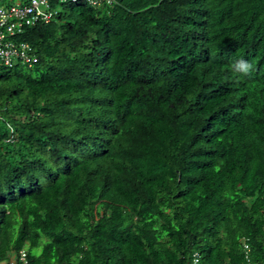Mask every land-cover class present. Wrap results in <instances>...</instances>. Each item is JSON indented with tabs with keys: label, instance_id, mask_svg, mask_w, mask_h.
<instances>
[{
	"label": "trees",
	"instance_id": "trees-1",
	"mask_svg": "<svg viewBox=\"0 0 264 264\" xmlns=\"http://www.w3.org/2000/svg\"><path fill=\"white\" fill-rule=\"evenodd\" d=\"M57 4L0 63V264L264 262V0Z\"/></svg>",
	"mask_w": 264,
	"mask_h": 264
},
{
	"label": "built area",
	"instance_id": "built-area-1",
	"mask_svg": "<svg viewBox=\"0 0 264 264\" xmlns=\"http://www.w3.org/2000/svg\"><path fill=\"white\" fill-rule=\"evenodd\" d=\"M58 2L77 0H53ZM55 13L50 10V0H30L25 6L12 5L8 9L0 8V63L11 65L14 58L32 65L36 61L31 54V47L23 42H16L14 37L28 26L39 21L47 23ZM7 264H28L25 249H21L16 258ZM193 264H198L195 257Z\"/></svg>",
	"mask_w": 264,
	"mask_h": 264
},
{
	"label": "clouds",
	"instance_id": "clouds-1",
	"mask_svg": "<svg viewBox=\"0 0 264 264\" xmlns=\"http://www.w3.org/2000/svg\"><path fill=\"white\" fill-rule=\"evenodd\" d=\"M77 1H84V2H87V0H77ZM77 1H74V2H72V1H66L67 3H75V2H77ZM88 1H91V0H88ZM104 1H106V0H98V2L99 3H102V2H104ZM52 2H55V3H64V2H58V1H53L52 0ZM52 2H51V0H50V10L52 11V12H54V10L51 8V4H52ZM108 2H109V0H108ZM91 4V3H90ZM94 4H96V1L94 2ZM55 13V12H54ZM54 16V15H53ZM53 18V17H52ZM51 18V19H52ZM51 19L47 22V23H49L50 21H51ZM25 30H26V28L24 29V31L22 32V33H20V34H17L15 37H17V36H19V35H21V34H23L24 32H25ZM14 37V38H15ZM16 41V40H15ZM17 42V41H16ZM23 43H26V42H23ZM26 44H28V43H26ZM29 45V44H28ZM30 46V45H29ZM31 54L32 55H34V53H33V49L31 48ZM37 57V56H36ZM35 57V58H36ZM236 67H237V69H239V70H242L243 72H245V73H247L250 69H251V65L250 64H248V63H246L245 61H243V60H240V61H237L236 62ZM22 249H25L26 250V248H22ZM240 249H241V254H242V259H243V262H244V264H264V262H256V261H254L253 259H252V257H251V255H250V253L252 252V249H251V246H250V244H249V242H248V239L247 238H243V239H241L240 240ZM21 250V249H20ZM20 250H18L17 251V253H13V255L11 256V258L9 259V261L10 260H13V259H15L16 258V256H17V254H18V252L20 251ZM26 254H27V251H26ZM195 257H197L198 258V264H200V255L197 253V252H194L193 253V255H192V260H191V264H193V261H194V259H195ZM28 259V258H27ZM8 261V262H9ZM7 261H5V262H2L1 264H7L8 263Z\"/></svg>",
	"mask_w": 264,
	"mask_h": 264
},
{
	"label": "rangeland",
	"instance_id": "rangeland-1",
	"mask_svg": "<svg viewBox=\"0 0 264 264\" xmlns=\"http://www.w3.org/2000/svg\"><path fill=\"white\" fill-rule=\"evenodd\" d=\"M17 2H22V1H20V0H15V2H14V4H16ZM69 4H63V5H61V4H57V3H55V6L52 8L53 10H55V11H63V10H67V8H69Z\"/></svg>",
	"mask_w": 264,
	"mask_h": 264
}]
</instances>
